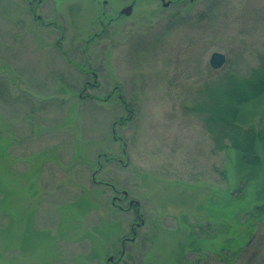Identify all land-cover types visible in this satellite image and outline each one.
Instances as JSON below:
<instances>
[{
    "label": "rangeland",
    "instance_id": "1",
    "mask_svg": "<svg viewBox=\"0 0 264 264\" xmlns=\"http://www.w3.org/2000/svg\"><path fill=\"white\" fill-rule=\"evenodd\" d=\"M164 1L0 0V264H264V144L196 111L211 53L257 67L264 0Z\"/></svg>",
    "mask_w": 264,
    "mask_h": 264
},
{
    "label": "trees",
    "instance_id": "2",
    "mask_svg": "<svg viewBox=\"0 0 264 264\" xmlns=\"http://www.w3.org/2000/svg\"><path fill=\"white\" fill-rule=\"evenodd\" d=\"M223 1L219 0V7ZM215 5L212 7L213 12L208 13L203 20L209 22L215 18ZM257 60V67L250 69L246 76L238 75L232 66L226 64L218 71L220 76L218 81H215L207 70L211 84L205 83L201 91L204 103L196 108L199 114H203L205 128L212 137L215 148L234 149L239 153L242 165L250 167L260 164L256 143L260 141L264 144V116L260 129L254 127L244 129L236 124V119L240 105L255 100L264 93V43ZM255 210L264 213L263 207L256 206Z\"/></svg>",
    "mask_w": 264,
    "mask_h": 264
},
{
    "label": "water",
    "instance_id": "3",
    "mask_svg": "<svg viewBox=\"0 0 264 264\" xmlns=\"http://www.w3.org/2000/svg\"><path fill=\"white\" fill-rule=\"evenodd\" d=\"M160 2L162 3V6L165 7L168 6L170 3L169 1L165 2L164 0H160ZM131 11H132V5H129L121 9L120 14L130 15ZM208 64L210 69L213 71L221 70L226 64V56L220 52H213L209 57ZM111 259L112 257H109V260Z\"/></svg>",
    "mask_w": 264,
    "mask_h": 264
},
{
    "label": "bare ground",
    "instance_id": "4",
    "mask_svg": "<svg viewBox=\"0 0 264 264\" xmlns=\"http://www.w3.org/2000/svg\"><path fill=\"white\" fill-rule=\"evenodd\" d=\"M132 204V202H130ZM137 203V202H136ZM136 203H134V206L136 207Z\"/></svg>",
    "mask_w": 264,
    "mask_h": 264
}]
</instances>
